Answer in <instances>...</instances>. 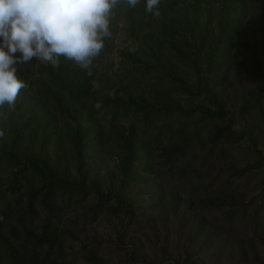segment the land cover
<instances>
[{"label":"rangeland","instance_id":"rangeland-1","mask_svg":"<svg viewBox=\"0 0 264 264\" xmlns=\"http://www.w3.org/2000/svg\"><path fill=\"white\" fill-rule=\"evenodd\" d=\"M167 2L171 5L175 4L169 18L156 19L145 15V22L150 21L148 27L132 26L126 15L122 16L118 31L111 42V51L103 58L100 79L94 84L95 95L89 102L78 98L74 102H69L68 98L64 100L65 109L75 105V109L78 110L79 114L73 116V120L65 110L60 112L57 107H54V100L50 102L45 97H39L40 104L34 100L35 104H38L35 110L38 107L46 109L52 119L51 127H56V129L52 128L51 140L54 143L49 144L47 158L53 166L61 169L71 183L82 182L71 140L72 122L81 121L83 126L104 132V146L98 149V155L92 157L88 155L85 163V171L88 175L86 185L94 190L85 201L72 206L64 215L60 229L63 241L60 245L58 244L52 261L54 264H86L83 258L90 250L97 251L96 260L99 264H119L126 259L136 264H185L184 249L188 242L185 231L178 225L175 207L181 211L184 205H188L190 199L194 198L190 182L197 174L194 173L193 168L199 165V156L204 157L208 153L211 147L209 140L221 124L209 118L205 119L200 111H196L193 112L194 115L188 123L186 132L176 136L172 143H168L172 139L170 140L166 134L160 142H157L154 126L145 131V135L138 128L143 114H127L122 111L118 118L112 120L110 110H113V106L108 108L105 106L106 100L111 99L112 101H130L137 107L160 108L167 105L185 112L205 104L203 97L198 96L196 90L190 44L193 39L199 38L206 23H209L214 34L218 33V23L221 22L225 1L208 3L205 0H167ZM258 8L248 7L246 15L248 21L237 30L233 52L223 59L219 72L215 75V77H222L228 74L227 85L222 87V94L227 103L226 109L230 114L234 113L239 116L242 113V119L240 118L239 123L233 127L237 133L242 132L248 124L256 128L260 127V122L264 125V115L263 117L260 115V108L264 111V29L260 28L259 21L253 19V16L260 15ZM241 12L233 8L228 13L230 17L236 19ZM194 13H197L199 20L192 28L188 20L193 17ZM225 16H227L226 13ZM172 22L175 23V27ZM162 23H167L169 27L161 30ZM171 30L185 35L189 42L183 45V39L170 36L169 31ZM258 37L260 45L256 48L253 42ZM199 64L203 66L205 61L201 59ZM142 75L144 81L140 85L134 83L128 86V79ZM179 80L186 82L185 88L181 86ZM123 83L127 85V91H121L120 85ZM29 95L36 96L32 93L27 94ZM20 104L21 112L26 111L24 115L28 118V115L34 112V106H30L27 99L21 100ZM176 115L182 117L179 112ZM16 118H13L12 123ZM133 126L138 136L146 138L154 146L155 143L158 145L161 142H163L161 144L167 143L163 149L169 151L184 145L189 140L190 134L194 132L196 136L191 140V147L181 158V161H184L183 167H187L185 174L190 173V176L188 177L179 169L166 163L164 157L167 152L159 150L155 154L156 159L153 160L156 169L153 176L149 175L147 178L139 176V182H133L130 185L123 184L126 149L122 140L127 138L131 129L135 130ZM51 127L49 126L50 129ZM4 130V139L0 140V143L9 150L11 146L7 147V144L12 138V124L9 121H6ZM260 131H264V126L260 128ZM27 134L25 140L14 151L20 157L27 153H39L42 145L40 136L42 131L36 133L32 128V131L29 130ZM55 142L60 145L57 153L54 148L57 144ZM218 146L226 155V159L220 156L219 147V150L210 154L212 155L210 158L221 159L219 161L222 164L219 168L223 166L244 167L252 162L251 148L247 139L235 142L233 145L221 141ZM258 148L264 152V145ZM193 151L198 152V158L195 160H191L190 157ZM1 155L0 151V157H4ZM1 161L0 190L8 187V182L15 169L12 162L7 159L3 158ZM228 174L229 172L226 173ZM247 177L235 181L246 195V205H243L248 207L250 202L247 209L248 214L251 215L260 205L258 194L263 174L251 173ZM144 183L159 186L155 198L145 193ZM32 185L40 187L39 180L32 181ZM27 189L24 188L23 192ZM97 194H111L118 197L123 205L139 213L138 218L141 223L139 225L131 223L129 218L122 213L116 216L107 213L95 221H92L91 217L86 219L85 216L89 215L91 207L97 202ZM158 199L159 203H157ZM252 199L255 201L251 203ZM117 204L119 201L114 198L109 207ZM229 204L235 203L230 201ZM215 212L211 210V212L205 211L201 214L212 218ZM260 215L264 221V211ZM249 233L251 230L244 223L239 226L238 233L235 235L240 239L257 240L254 241L256 248L251 251L249 247L252 241L244 242L243 248L247 250L246 261L248 260V264H264V241ZM229 239L225 250H221V253H216L214 250L209 253L200 250L199 246H194L193 251L198 254L191 260L192 264H242L243 253L238 249L240 244L236 241L239 238ZM133 248L135 252L131 253ZM255 252L257 255L254 258ZM60 253L63 256L61 258Z\"/></svg>","mask_w":264,"mask_h":264},{"label":"trees","instance_id":"trees-1","mask_svg":"<svg viewBox=\"0 0 264 264\" xmlns=\"http://www.w3.org/2000/svg\"><path fill=\"white\" fill-rule=\"evenodd\" d=\"M205 1L208 3L225 1V4H223L224 10L221 13V22L218 23V33L214 34L209 23H206L199 38L193 39L192 44H190L192 49L190 51L191 62L197 85L196 90L198 96L203 97L206 105L181 112V110L167 105H163L160 108L152 106L137 107L130 101H112L109 99L106 100L105 106L107 108L113 106V110H110L112 111V120L118 118L122 111L127 114H143L138 128L145 135V131L154 126L157 142H160L164 134H166L170 140L172 139L168 143H172L176 136L186 132L188 123H190L191 117L194 115L193 112L196 111H200L205 119L209 118L221 124L218 131L209 140L211 147L208 153L204 157L199 156L200 163L193 168L194 173L197 174L190 182L194 198L190 199L188 205L185 204L184 209L181 211L175 207V214L176 216L178 215V225L185 231L186 241L188 242L184 249L185 264H192L191 260L198 254V252L194 253V246H199L200 250H205L209 253L212 250L216 253H221V250H225V246L230 240L229 238H239L236 241L240 244L238 249L243 253L241 263L248 264V260L246 261L247 256H245L247 250L243 248V244L245 241H252L249 249L250 251L254 250L256 248L254 242L256 239L254 241L251 239H240V237L235 235L238 233L239 226L246 223V227L251 230L249 235L251 234L253 237L264 241V221L260 215L264 211V152L258 148L260 145H264V131H260V128L264 125L260 122V127L256 128V126L252 127L248 124L242 132L237 133L234 131L233 127L239 123L240 118L242 119V113L238 116L234 113L230 114L226 109L227 103L222 94V87L227 85L228 74H224L222 77H215V75L219 72L223 59L233 52V42L237 36V30L248 21L246 15L249 6L259 7L260 15L253 16V19L259 21L260 28L264 29V0ZM173 5L175 4L171 5L167 0H161L159 6L162 12L161 18H169ZM145 7L146 0H140V3L135 8L121 4L113 10L109 29L111 35L105 38V47L100 56L94 60L91 66V75L64 57L59 58V68H53L47 62H39L36 58L26 64L17 66L18 77L23 79L28 87L20 90L14 108L5 105L0 109V130L5 132L6 121L12 124V138L7 144V147L10 145L11 148L7 150L6 146L4 147L0 143V146H2L0 147L1 156H4L0 157V168L3 158L12 162L15 168L8 182V187L0 190V264H54L52 261L58 249L57 247L63 241V234L60 229L64 215L72 206L85 201L88 195L92 194V190H94L86 185L88 175L85 171V163L88 155H91L90 157L98 155V149L104 146V132L97 131L93 127L83 126L81 121L74 120L72 122L70 128L71 140L78 163V173L82 182H69L61 169L53 166L47 158L49 144L53 142L51 140L53 135L52 128L56 129V127H51L52 119L46 109L38 107L35 110V107L41 103L39 102V97H45L50 102L54 100V107H57L60 112L65 110L71 120H73V116L77 115L78 110L75 109V105L65 109L64 100L67 98L69 102H74L77 98L87 102L91 100L95 95L94 84L101 76L100 70L103 58L111 51V42L118 31L122 16L125 14L132 26L148 27L150 26V21L145 22V15L153 16L146 12ZM233 8L235 11H242L241 15L236 19L230 17L228 13ZM225 13L227 16H225ZM198 20L197 13H194L193 17L188 20V24L194 28ZM167 23H162L161 30L169 27ZM172 24L175 27V23L172 22ZM169 33L173 38L178 36L183 39V45L189 42L185 35L179 34L176 30H171ZM253 43L254 47L257 48L260 45V38L255 39ZM16 55H19V53ZM201 59L205 61L203 66L199 64ZM143 81L144 76L142 75L128 79L127 84L128 86L134 83L140 85ZM179 82L185 88L186 82L181 80ZM120 89L121 91H127V85L121 84ZM29 93L37 97L27 96ZM25 99L29 101L30 106H34V112L32 111L28 118L24 115L26 111L21 112L20 102ZM34 100L38 101V104H35ZM260 110V115L263 117L264 111L261 108ZM176 111L182 117L176 115ZM13 118H16V120L12 123ZM134 126L135 130L131 129L127 138L122 140L126 149L123 184L137 183L139 182V176L144 178L149 175L153 176L156 170L153 160L156 159L155 154L159 150L167 152L164 157L166 163L185 174L187 167H183L182 163L184 161H181V158L190 149L191 140L196 136L194 132L190 134L189 140L184 145L169 151L163 149L167 143L161 144L163 143L161 142L158 145L153 140L154 146L146 138L138 136ZM32 128L36 133L42 131L40 135L42 138L40 151L35 154L27 153L20 157L14 151L18 149L28 135V131H32ZM139 134L141 135V133ZM3 139L4 137L0 140ZM243 139H247L252 155V162L246 166H223L219 168V165L222 164L219 161L221 159L210 158L212 156L210 154L220 149L218 143L221 141L233 145V143ZM54 148L57 153L60 150L59 143L55 144ZM219 154L226 159V155L221 152V149ZM190 157L191 160H195L198 158V152L193 151ZM227 172H229L228 175H226ZM251 173L255 175L261 173L263 177L259 184V208L249 215L247 208L250 206V202L248 207L244 206L246 205V195L235 180L248 178L247 176ZM185 175L189 177L190 173ZM185 177L188 178L187 176ZM37 179L40 187L32 185V181L35 182ZM144 184L146 185L145 193L151 198H155L157 195L156 190H158L159 186ZM24 188L29 190L27 189L23 192ZM97 198V202L91 207L89 215L85 216L86 219L91 217L92 221H95L98 217L107 213L113 216L122 213L129 218L131 223L136 225L141 223L138 218L139 213L135 212L133 208L123 205L118 197H114L111 194H97ZM114 198L119 201V204L109 207ZM237 199L238 201H234ZM159 201L158 199L157 203ZM230 201L235 204H229ZM254 201L252 199L251 203ZM239 202L242 206L238 204ZM211 210L216 211L214 213L215 216L212 218L201 214V212H211ZM133 252H135L134 248L131 253ZM256 255L257 253L255 252L253 257L255 258ZM96 256L97 251L90 250L84 256L83 262L86 264H99ZM61 257H63L62 254ZM119 264L136 263L126 259Z\"/></svg>","mask_w":264,"mask_h":264},{"label":"clouds","instance_id":"clouds-1","mask_svg":"<svg viewBox=\"0 0 264 264\" xmlns=\"http://www.w3.org/2000/svg\"><path fill=\"white\" fill-rule=\"evenodd\" d=\"M140 0H0V109L14 108L28 85L18 65L33 58L59 68L60 57L91 75V66L110 37V17L121 4ZM161 0H146L145 10L162 16ZM19 53V55H16ZM5 135L0 130V139Z\"/></svg>","mask_w":264,"mask_h":264}]
</instances>
